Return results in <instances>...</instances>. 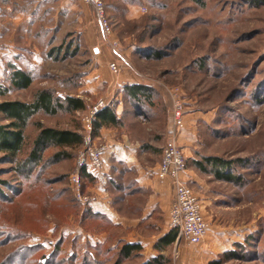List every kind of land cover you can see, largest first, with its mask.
<instances>
[{
    "label": "rangeland",
    "instance_id": "obj_1",
    "mask_svg": "<svg viewBox=\"0 0 264 264\" xmlns=\"http://www.w3.org/2000/svg\"><path fill=\"white\" fill-rule=\"evenodd\" d=\"M126 3L136 4L140 15L120 28L112 19L124 50L136 42L131 56L121 58L94 13L96 42L84 33L85 4L78 0H0V102L31 101L48 88L85 103L84 110L33 116L18 160L28 157L36 123L78 129L84 137L85 119L100 102L121 116L120 125L92 131L82 146L69 149L70 159L55 162L51 148L38 165L22 170L20 161L0 152V264L144 262L149 244L128 259L119 250L127 237L152 241L168 226L167 195L159 198L151 182L138 178H153L174 136L188 164L183 178L198 195L209 230L200 244L177 235L165 250L166 264H264V0ZM121 35L130 39L122 42ZM110 54L120 73L126 68L141 83L152 82V100L135 103L124 89L118 93ZM14 68L31 75L26 89L11 82ZM172 87L185 108L181 130L171 120ZM88 146L103 152L102 178L82 175L79 158ZM204 155L234 162V181L198 168L194 160ZM147 204L155 208L145 217Z\"/></svg>",
    "mask_w": 264,
    "mask_h": 264
},
{
    "label": "trees",
    "instance_id": "obj_2",
    "mask_svg": "<svg viewBox=\"0 0 264 264\" xmlns=\"http://www.w3.org/2000/svg\"><path fill=\"white\" fill-rule=\"evenodd\" d=\"M11 82L18 88L26 89L33 81L28 72L14 68L11 75ZM124 91L135 103L147 102L153 99L152 87L145 82L128 84L124 87ZM84 108L85 103L82 98L70 95L61 99L59 96L54 95L48 88L38 90L34 94V99L31 101L17 99L1 101L0 113L5 123H0V152L10 162H19L18 156L27 145L25 132L33 116L41 113V111L54 115L57 112L71 113L84 110ZM92 123V131L95 133L100 131L102 127L120 125V118L117 117L116 110L110 106H105L97 113ZM36 124L39 126V131L33 139L34 141L29 150L28 157L19 162L18 169L24 170L26 167L38 165L42 161L43 153L51 148L57 149V152L52 156L55 162L62 159H70L73 154L69 149L75 150L84 144V138L78 129L68 130L44 126L40 123ZM233 163L230 160L216 155H204L203 160H194V164L201 170H209L217 177L230 181H234L235 179V175L231 171ZM82 175L86 178H94L84 166H82ZM98 214V212L92 211L91 215L92 217H96ZM177 235L178 229L171 227L154 244V248L159 254L139 264H166L165 254L161 252L177 240ZM141 248L142 244L140 242L130 243L126 241L121 246L119 252L125 259H128L139 254ZM122 260L120 259L116 264H120ZM210 264H218V262L211 261Z\"/></svg>",
    "mask_w": 264,
    "mask_h": 264
},
{
    "label": "built area",
    "instance_id": "obj_3",
    "mask_svg": "<svg viewBox=\"0 0 264 264\" xmlns=\"http://www.w3.org/2000/svg\"><path fill=\"white\" fill-rule=\"evenodd\" d=\"M92 6L95 19L102 35L106 42L114 49L119 57H123L118 48V40L113 38V23L109 18L107 5L104 0H78ZM110 64L112 73L118 74L121 70V65L116 60ZM172 99V124L176 130H181L185 127L186 120L184 118L185 108L177 87L169 88ZM101 105V106H100ZM105 107L103 102L94 106L90 110L89 115L85 119V130L88 131L83 138L89 140L90 133L93 130V119L100 110ZM82 166L86 169L93 167L98 171L102 169L103 152L97 146H88L82 151L79 158ZM155 175L158 179L169 178L172 181V190L174 199L169 210V225L172 228L178 229V237L183 238L188 244H200L206 237L209 230V223L205 220L203 207L198 195L194 192L191 185L183 178V173L187 169L186 158L183 149L178 145L176 136L163 147V153L160 162L157 164Z\"/></svg>",
    "mask_w": 264,
    "mask_h": 264
},
{
    "label": "crops",
    "instance_id": "obj_4",
    "mask_svg": "<svg viewBox=\"0 0 264 264\" xmlns=\"http://www.w3.org/2000/svg\"><path fill=\"white\" fill-rule=\"evenodd\" d=\"M2 1H5V0H2ZM105 4L107 5V11H108V15H109L110 20L112 22H113V20H115V22H116V24H118V27L119 28L127 20H137L138 17H139V15H140V9H139V7L136 4H133V3L132 4L131 3L128 4V3H126L127 7L125 8L124 0H106L105 1ZM83 9H84L85 19L87 20V26H86V30H85L84 33L89 38L91 37L93 39V43H95L96 40H97V37H96L97 35H96V25H95V21L93 20V16H92V14L94 13L93 12V8H92V6L85 4V5H83ZM19 21H21V20H19ZM97 23H98V21H97ZM126 36L127 35H124V36L121 35V37L124 38V39H121L122 42H127L130 39V36H129V38H126ZM113 38L116 39V40H118V42H119L118 48L120 49L122 55H124L125 52H126V53H128L129 56H131L132 51L134 49V46H135V43L136 42L133 41V44L125 47V50H126L125 51L122 48V46H121V41L119 40V37H117L116 35H113ZM124 45L125 44H123V46ZM105 55H106V60H107V57H109L108 56L109 54L106 52ZM134 57H133V59H134ZM135 58L137 59V57H135ZM112 61H113V58H111V54H110L109 63L112 62ZM112 75H114L115 78H116V81H114V82L116 83L115 87L117 88L118 93L121 92V90H123L124 87L127 86L128 84L141 83L140 82V79L137 78L134 73L130 72L129 69H126V68L123 69V71L121 73H118V74L112 73ZM145 83H147L149 86L152 87V82L145 81ZM121 110L122 109H120V107H118L119 114H121ZM118 118H121V116L119 115ZM148 120H146V121H148ZM125 155L129 159L131 158V153L129 154L128 151H127V153H125ZM103 159H104V157H103ZM133 165H136V164H133ZM156 168H155V170H156ZM87 171L90 172L91 175L93 177H95L96 179L102 178V176H103V170L102 169H101V171H98L97 169L89 166V168L87 169ZM184 174L187 176L188 170H186ZM138 180L141 181V184L142 185H143V183L144 184H148L149 182H151L152 185H153V188H154V194L156 196H158L159 198H160V195L161 194L167 195V200L165 201V207H168V209L170 210V206H171V203H172L171 201H173L172 198L174 199V194H172L173 193V190H172V181H171V179L164 178V179H161L160 180V179H158L156 177L155 172H154L153 178L148 177L146 174L144 176H142L140 174ZM154 208H155L154 205H151L150 206L149 204H147L146 208H144L145 209V212H144L145 213V217H147V215H149L151 213V210H154ZM93 210L94 211H98V212L99 211L103 212V210L100 209L99 207L98 208L94 207ZM168 221H169V218H168ZM168 221H167V223H168ZM118 222H120L124 226H133V225H129V224L127 225L123 220H119ZM170 228L171 227H170V225L168 223V226L167 227H164V229L162 230V232H160L159 234L155 235L153 237L154 239L152 241H148L147 242L144 237L136 236V235H133L131 237H127V241L130 242V243L140 242L143 246H145V248L149 244L150 254L144 260V261H148L149 259H151V258H153V257H155V256H157L159 254V252L154 248V244L158 241V239H160V237L163 236L164 233L168 232L170 230ZM165 250H163L161 253L162 254H165L166 253Z\"/></svg>",
    "mask_w": 264,
    "mask_h": 264
}]
</instances>
